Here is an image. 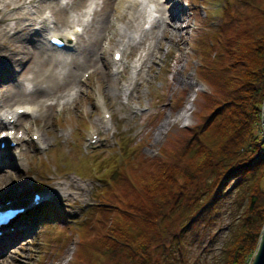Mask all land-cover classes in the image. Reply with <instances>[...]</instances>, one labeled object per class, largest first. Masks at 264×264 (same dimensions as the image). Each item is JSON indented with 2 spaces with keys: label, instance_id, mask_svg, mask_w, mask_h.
Segmentation results:
<instances>
[{
  "label": "rangeland",
  "instance_id": "374dc122",
  "mask_svg": "<svg viewBox=\"0 0 264 264\" xmlns=\"http://www.w3.org/2000/svg\"><path fill=\"white\" fill-rule=\"evenodd\" d=\"M224 1L181 0L187 14H182L177 21L178 25H182L179 35L174 34L170 39L163 36L164 24L158 21L156 24L161 25L155 31L159 38L154 42L150 38L152 22L147 24V28L137 30L138 38L131 42L130 47L120 46L118 35L109 34L112 41L109 42L108 37L103 39L104 49L97 56V66L79 71L77 81L80 83L82 80L83 85L80 89L77 84L70 86L75 89L72 97L66 100L45 98L43 101L53 106L46 111V116L42 114L43 109L38 112L39 115L20 117L16 125L18 136L13 135L18 137L20 144L3 151L6 159L14 156L15 161L10 160L9 166L5 163L0 166V175L11 174L2 180L0 201L9 198L12 191L20 196L18 200H23L21 204L28 202V199L32 201L34 194L43 191L54 194L51 193L52 197L44 201L35 213L24 218L28 228L17 238L14 237V243L3 244L2 241L11 239L15 233L0 238V264H79L81 259L87 258L89 251L82 242L90 239L91 234L87 239L85 224L104 220L103 214L95 211L100 204L117 202V191H110L106 182L111 180L106 178L113 177L109 172L111 168H116L120 154L126 149L128 155L138 147L145 156H156L170 141L172 133L198 122L202 95L209 91V87L196 70L199 56L197 47L202 38L208 35V26L217 22L219 5ZM11 2V11H7V14L24 12L33 18L34 12L37 16L42 14L41 17L49 13L43 10L37 12V3L29 4V0L26 4L17 0ZM5 3L0 0V10ZM14 6L18 7L17 10ZM29 22L26 20L27 24ZM34 23L36 21L31 24L30 31L40 29V25ZM126 23H129L127 15L123 20L116 17L113 28L129 33L131 25L127 27ZM10 24L14 26L15 21L9 20L0 29L8 28L9 31ZM54 24L50 22L51 31L67 27L61 24L55 27ZM13 32L11 29L9 36ZM34 37L37 39L38 36ZM140 37L147 41L140 44ZM85 38V35L81 37L76 51L70 52L68 61L73 56L82 61L79 50ZM149 44L155 54L152 59L147 57ZM117 50L121 51L122 60L115 66L113 53ZM141 55L144 59L138 63ZM106 65L111 69L108 77L101 73ZM97 67L99 70H95ZM117 67L121 71L118 74H122L119 79L118 74H114ZM18 70L19 67L9 62L0 63L1 87L11 83L16 85ZM26 89H30L28 83ZM30 99L8 102L7 107L1 105L0 114L24 105V102L34 103L28 102ZM181 114L187 116L180 117ZM167 121L169 123L165 126ZM3 131L0 128V134ZM34 133L39 139H34ZM41 136L44 138L42 141ZM57 181L63 186L59 187ZM25 183L30 187H25ZM117 183L119 185L121 182ZM121 190L123 195L130 193V188ZM229 198L212 214L211 220L206 217L187 233L182 259L178 248L166 251L163 246L155 245L151 250L153 263L214 264L228 230L234 199Z\"/></svg>",
  "mask_w": 264,
  "mask_h": 264
},
{
  "label": "trees",
  "instance_id": "16d2710c",
  "mask_svg": "<svg viewBox=\"0 0 264 264\" xmlns=\"http://www.w3.org/2000/svg\"><path fill=\"white\" fill-rule=\"evenodd\" d=\"M219 10L197 47L209 87L198 122L172 133L156 156L125 149L107 168L119 201L95 208L104 220L85 224L93 239L82 242L89 254L79 264H154L155 245L178 248L182 259L187 233L230 196L214 264L252 263L264 232V0H225Z\"/></svg>",
  "mask_w": 264,
  "mask_h": 264
},
{
  "label": "bare ground",
  "instance_id": "6f19581e",
  "mask_svg": "<svg viewBox=\"0 0 264 264\" xmlns=\"http://www.w3.org/2000/svg\"><path fill=\"white\" fill-rule=\"evenodd\" d=\"M2 1L6 3L3 9L0 10V27L9 22V20L15 21V24L14 26H11V24L9 25V27L14 30L10 36L9 31L11 29H9V31L7 30L8 28L0 29V63L9 62L14 67H19V74L15 78V80L17 79L16 85L11 83L1 87L2 84H0V106L7 107L8 102L21 99L27 100L32 98L33 100L30 99L28 102H34H24V105L20 103L21 105L10 108L9 110L7 109L0 114V128H3L7 134H9L11 130H16V125L20 121L21 116L29 115L33 117L43 109H45V111H43L42 114L46 116V111L53 108V106L46 104L43 99L56 98L58 100H66V98L72 97L73 90L75 89L70 86L72 84H77L80 89L83 83L82 80L80 83L77 81L80 74L79 71L83 68L97 66V62L99 61L97 56L102 52V49H104L102 46L103 39L108 37L107 40H109V42L112 41L109 34L118 35L120 46L125 47V45H128L130 47L131 42L138 38L137 30L140 28H147V24L152 22L153 27L150 30L152 36L150 38L154 42L159 38V35L155 31V28L161 25L156 24L158 21V23L161 22L164 24L162 31L163 36L170 39L174 34L179 35L182 25H178L177 21L182 14H187L186 8L182 5L181 0H164L165 2L163 0H29V4L37 3V12H41L42 10L44 12H49L48 14L45 13L46 15L44 17H41L42 14L37 16L36 12H34L35 17L32 16L33 18H30L24 12H15L17 16L14 14H7V11H11V4H13V2H11V0ZM17 1L26 4L27 0ZM165 3L169 6H166ZM13 8L17 10L18 7L14 6ZM155 13H157V15ZM125 15H127L129 19V23H126V26L128 27V24L129 26L131 25L129 27V33L122 32L123 29L118 30L113 28L116 17L123 20ZM38 17L42 19H38ZM51 17H53V20ZM26 20L31 22L27 24ZM34 21H36L34 24L40 25V29L34 28L30 31L31 24ZM51 21L55 23V27L60 24L66 25L67 27H62L57 31H51ZM68 28L69 30L66 31ZM53 35L61 36L65 41L66 48L59 49L54 47L48 41V37H52ZM84 35L86 36V38L83 39L85 43L81 45L80 50L77 49L79 50L82 61H78L74 56L68 61L70 52L73 51L74 53V51H76L75 47L78 46L81 37ZM34 36H38L39 38L37 37L36 39ZM145 41H147V39L140 37V44H143ZM112 46H115V44ZM147 48H149L147 57L152 59L155 56L154 49L151 44H149ZM117 52L119 51H114L113 55ZM142 59H144V56L141 55L137 62H142ZM113 64L115 66L118 65L115 60H113ZM104 68L101 73L108 77L111 69H108V65ZM134 69H136V67H134ZM95 70H99V67ZM120 72L119 67L114 70L115 75ZM121 75L122 74H118L117 79L121 78ZM27 83L28 88H30L29 90L26 89ZM124 88L127 89L128 87ZM62 90L63 93L61 94ZM121 91L123 92V90ZM90 100L94 101L93 98ZM35 102L37 104L36 109H34L36 106ZM20 109L24 110L23 114L18 112ZM10 116L11 118L9 119ZM182 116H187V114H181L180 117ZM168 123L169 121L164 125L166 126ZM38 130L40 132V129ZM9 138H11V135L6 138L0 136V142L6 141ZM43 139L44 138L41 136L40 140L42 141ZM13 157L4 160V153L0 148V164L3 162L2 164L5 163L9 166L10 160L15 158ZM10 175L6 173L0 175V186L3 184L2 180L10 177ZM57 182L59 187L60 185L63 186V183ZM25 185L27 188L30 187L26 183ZM51 193L54 194V192H49L48 190L41 192L43 202H47L50 197H52ZM10 194L11 196L6 199L12 202L16 201L18 205L27 208V213L36 207L29 202L21 204L23 200H18L20 196L16 195L14 191ZM20 223V229L15 231L11 239L2 241L3 244L14 243L17 236L21 235V233L28 228L24 219L21 218Z\"/></svg>",
  "mask_w": 264,
  "mask_h": 264
},
{
  "label": "water",
  "instance_id": "95a60500",
  "mask_svg": "<svg viewBox=\"0 0 264 264\" xmlns=\"http://www.w3.org/2000/svg\"><path fill=\"white\" fill-rule=\"evenodd\" d=\"M251 264H264V232L261 238V243Z\"/></svg>",
  "mask_w": 264,
  "mask_h": 264
}]
</instances>
